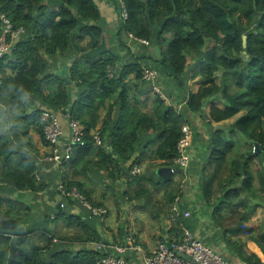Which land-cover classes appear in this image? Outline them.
Masks as SVG:
<instances>
[{
  "label": "trees",
  "instance_id": "16d2710c",
  "mask_svg": "<svg viewBox=\"0 0 264 264\" xmlns=\"http://www.w3.org/2000/svg\"><path fill=\"white\" fill-rule=\"evenodd\" d=\"M103 5L115 13L112 26L125 56L105 46ZM0 15L10 19L13 30L25 31L18 40H8L11 52L0 58V220L16 224L13 231L0 230V264H100L110 256L72 252L60 243L69 239L40 225L20 227L29 209L8 197L9 192L38 195L53 189L69 202L59 191L62 182L91 206H100L85 196L82 183L73 181L72 170L85 176L97 167L107 173L113 190L115 185L123 189L118 182L124 176L132 185L127 189L132 200L162 190L171 214L175 192L182 187L178 182L189 171L177 169L164 179L157 171L175 167L190 116L203 119L209 128L206 134L197 126L191 130V150L200 148L193 160L201 161L199 210L208 211L230 254L243 264H264L247 247L255 244L264 257V219L248 227L257 210L264 209V0H0ZM129 34L148 45L133 40L127 45ZM66 65L70 85L58 73ZM144 69L157 71L164 99L143 81ZM197 79L202 84L191 93L189 83ZM180 105L184 108L178 111ZM44 111L60 116L61 153L70 144L69 122H79L85 131V146L74 149L63 170L35 152L33 134L48 145ZM230 120L234 122L226 130L213 127ZM95 131L101 136L99 147ZM135 166L141 172L132 178ZM181 204L169 232L171 243H180L184 230L193 234L200 222L195 210L185 219ZM63 209L51 222L65 216ZM44 217L48 225L49 214Z\"/></svg>",
  "mask_w": 264,
  "mask_h": 264
},
{
  "label": "crops",
  "instance_id": "0c3cea01",
  "mask_svg": "<svg viewBox=\"0 0 264 264\" xmlns=\"http://www.w3.org/2000/svg\"><path fill=\"white\" fill-rule=\"evenodd\" d=\"M102 7L104 8V21L109 25L108 27H111L112 24L116 22L115 13L105 5ZM53 9H55V11L58 10L56 8ZM111 39V42L116 39L114 34H112ZM61 69L62 68H59L58 71ZM201 84L202 82L200 80L196 82V89H190V92L196 93ZM75 91V89L72 91L73 102L75 101ZM105 114L106 111H102L101 118H103ZM2 118L3 117H0V121H2ZM3 124L1 132L5 133L8 128L4 122ZM33 142L35 152L40 156V160H43L49 151L48 145H44L37 135L34 134ZM93 158L95 160L98 159L96 151L93 152ZM192 162L187 177L183 180L180 179L178 182L180 185H185L186 183V188H189L188 184H191L193 179L200 176V174L195 175L196 172H192ZM43 170L45 169L43 168ZM44 172L47 173L46 171ZM71 173L73 175V181L83 184L82 192L85 196L89 197L94 204L100 205L95 207L106 210V214L94 216L81 202L75 199L64 202L58 194L56 195V193L52 191L53 189L38 195L28 191L18 193L9 192L8 197L13 200L21 201L25 209H29V213L27 212L29 217L24 220V223H20V227H24L25 230H30L34 225H40V228H47L48 231L55 234V236L69 239L60 243H62L61 246L67 249L69 248L72 252L93 250L110 254V256L122 255L124 259L126 258L129 260L130 264H144V258L152 255L159 244L171 243L169 242V232L172 228V222L170 221V213L168 214L170 209L166 211L168 204L166 202L167 197L164 196V191L145 193L137 200H132L127 196L128 188L132 185L124 181V176L122 178L123 181L118 182L123 189H118V185H115V190H113L109 177H106L107 173H105V171H100L97 167H90L85 176L74 175V170H72ZM157 175L160 179H164L169 176V171L168 169H161L157 171ZM196 184L197 187H199L200 184L198 180ZM181 189H183V185ZM148 194L152 197V200H150L151 202H148ZM182 194L181 205L184 210L189 211L191 215L192 211H198V218L200 220V216H202L203 212L199 210L202 205L198 204V192L193 193V191H191L190 193L186 190L185 194ZM61 203L66 204L63 209V214L65 216L60 217L57 221L51 222L54 216L53 214H57L61 210L59 206ZM46 214H49L50 223L48 225L46 222L44 223L42 221H46L44 217ZM69 217H73V219ZM98 217L103 218L99 220ZM201 226L202 225L199 224L197 228H193V235L197 240L204 244L207 243V247L221 254L230 264H243L236 256L227 251L221 239L218 241L210 239L212 233L208 231L214 232L216 229H201ZM42 232L43 231L40 230L36 233L39 240L42 239ZM129 237L134 239L136 246L139 248L138 250L129 248L125 245ZM55 242L57 243L58 241ZM247 247L252 253H256L264 263V257H262L255 244L248 243ZM117 249H122L123 253H118Z\"/></svg>",
  "mask_w": 264,
  "mask_h": 264
},
{
  "label": "built area",
  "instance_id": "2783aa9c",
  "mask_svg": "<svg viewBox=\"0 0 264 264\" xmlns=\"http://www.w3.org/2000/svg\"><path fill=\"white\" fill-rule=\"evenodd\" d=\"M122 17L124 20L127 19V13L125 10L122 12ZM1 30L2 35L0 36V58H4L6 55L10 54L11 46L8 42L11 40H18L20 35L24 34L22 28L13 30V25L8 17L5 15H0ZM128 43L131 41L138 42L139 44L147 45V42L143 40L136 39L132 34L128 36ZM114 71L110 70V75H114ZM158 80V73L155 70L144 69L143 71V81L151 84L155 91L160 94L161 98L165 97L157 88L156 83ZM2 79L0 78V87ZM42 124L45 126L44 136L45 141L48 144L49 153L48 157L44 160L51 164H55L58 167H62L70 161L72 153L76 147L85 146V131L81 127L80 123L77 121H71L68 124V129L71 134L70 144L66 147L64 152H60V141L64 136L63 128L60 124V116L52 111H44L41 115ZM192 131L189 128H183L182 137L177 145V158L174 161V168L168 169L169 174L174 175L177 169L181 170L184 174H187L189 167L192 162L191 155V140ZM93 140L95 146L99 147L102 145L100 133H93ZM141 169L135 166L131 171L130 175L132 178L138 176ZM59 191L61 196L66 199H75L83 204L94 216H102L106 214V210L91 206L88 204L84 198L75 190H68L65 185L59 183ZM60 209L64 208V204L61 203ZM180 200L176 198L174 204L171 207L170 221L174 222L175 219L180 215ZM191 216L189 211L184 212L183 217L188 219ZM127 246L132 249L138 250L133 238L127 239ZM117 252L122 254V249H117ZM100 264H130L124 258L118 256H108L101 259ZM144 264H230L224 257L212 250L211 248L205 246L201 241L197 240L194 235L188 231H183V239L180 243H169V244H159L157 249L152 253V255L144 258Z\"/></svg>",
  "mask_w": 264,
  "mask_h": 264
},
{
  "label": "rangeland",
  "instance_id": "374dc122",
  "mask_svg": "<svg viewBox=\"0 0 264 264\" xmlns=\"http://www.w3.org/2000/svg\"><path fill=\"white\" fill-rule=\"evenodd\" d=\"M109 25L108 24H106V23H104V24H102V27L104 28V33H105V35H104V43H105V46H106V48H116V50H118V51H121L119 54L120 55H122V56H125V53L124 52H122L123 50H122V45H119V40L117 39V34L115 33V30H114V27L113 26H111V27H108ZM112 34H114V37L116 38L114 41H112L111 42V38H112ZM209 43V41H207V44ZM127 45H129V43H128V40H127ZM148 45V44H147ZM146 45V46H147ZM147 52H151L152 53V49H148L147 50ZM200 79H197V80H195V81H191L190 83H189V89H196V87H197V85H195V83L196 82H198ZM158 80H157V83H156V86H157V88L160 90V87H158ZM151 85V84H150ZM152 86V85H151ZM153 87V86H152ZM195 87V88H194ZM153 90H155L154 89V87H153ZM166 97V96H165ZM172 102V101H171ZM171 102H168V103H171ZM207 111H208V107H209V103L207 104ZM183 108H184V106L183 105H180L178 108H177V110L178 111H181V110H183ZM189 120H190V124H188V125H186V126H184V128L186 127V128H189L190 130H193V129H195V127L197 126L198 127V129L200 130V132L201 133H203V134H206L208 131H209V128L207 127V125L204 123L205 121L203 120V119H201V118H199V117H195V116H190V118H189ZM233 122H234V120H230V121H227V122H224V123H222V124H214L213 125V127H214V129L215 130H221V129H227L230 125H232L233 124ZM192 128V129H191ZM201 142H198V144H200ZM201 146V149L202 148H204L203 147V143L200 145ZM199 152H200V148L198 149V146H193L192 147V150H191V155L193 156V160L196 158V156L199 154ZM48 153H49V151H48ZM203 158H206L207 156L205 155V153H203L202 155H201ZM47 157V156H46ZM195 162H197V160L195 161ZM195 162L193 163V165L191 166V169H192V172H196L195 173V175H199L200 174V171H198V169H199V166H200V164H201V161L200 160H198V162H197V165L198 166H196V164H195ZM198 181H199V184H200V178H196ZM196 179H193L192 181H191V184H188V186H189V188H186V183H185V185L184 184H182L183 185V189H178L175 193H176V198H178L179 200H180V202H182V200H181V198H182V196H183V194L182 193H184L185 194V191L186 190H188L190 193H191V191H193V193H196V192H198V194L197 195H199V188L197 187V180ZM192 189V190H191ZM183 190H184V192H183ZM203 213H202V216H200V222H198V226H199V224H201L202 226H201V229H207V228H213V226H212V223H211V220L209 219L210 218V216H208L209 214H208V212H206L205 210H203L202 211ZM191 217V216H190ZM264 219V209H258L257 210V212H256V215H255V217L252 219V221H251V223L248 225V227H256V226H259V224L261 223V220H263ZM198 220H199V218H198ZM200 228V227H199ZM208 232H210V233H212V235H211V238L210 239H213L214 241H218V240H220L221 238H220V236H221V234H218L217 232H216V230L214 231V232H212V231H208ZM208 234V233H207Z\"/></svg>",
  "mask_w": 264,
  "mask_h": 264
},
{
  "label": "water",
  "instance_id": "95a60500",
  "mask_svg": "<svg viewBox=\"0 0 264 264\" xmlns=\"http://www.w3.org/2000/svg\"><path fill=\"white\" fill-rule=\"evenodd\" d=\"M244 40V46H246V37L243 38ZM69 69L70 65L64 66L58 73L59 75L65 80L67 85L71 84L70 78H69ZM256 148L258 149V146L256 145ZM254 204L263 205L262 203H258L254 201ZM15 222L12 220H0V230L4 231H13L15 228Z\"/></svg>",
  "mask_w": 264,
  "mask_h": 264
},
{
  "label": "clouds",
  "instance_id": "9594fccd",
  "mask_svg": "<svg viewBox=\"0 0 264 264\" xmlns=\"http://www.w3.org/2000/svg\"><path fill=\"white\" fill-rule=\"evenodd\" d=\"M27 95V93H25V96Z\"/></svg>",
  "mask_w": 264,
  "mask_h": 264
}]
</instances>
